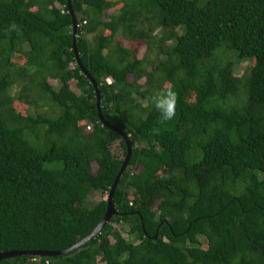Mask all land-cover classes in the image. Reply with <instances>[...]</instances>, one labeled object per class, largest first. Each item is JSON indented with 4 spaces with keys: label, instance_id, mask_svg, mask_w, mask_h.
Returning a JSON list of instances; mask_svg holds the SVG:
<instances>
[{
    "label": "trees",
    "instance_id": "16d2710c",
    "mask_svg": "<svg viewBox=\"0 0 264 264\" xmlns=\"http://www.w3.org/2000/svg\"><path fill=\"white\" fill-rule=\"evenodd\" d=\"M71 8L103 118L132 145L118 215L66 254L0 264H264V0ZM233 58L250 72L237 77ZM169 89L176 115L166 121L153 101ZM126 156L77 64L68 0H0V253L87 238L107 208L87 200L109 194Z\"/></svg>",
    "mask_w": 264,
    "mask_h": 264
},
{
    "label": "water",
    "instance_id": "95a60500",
    "mask_svg": "<svg viewBox=\"0 0 264 264\" xmlns=\"http://www.w3.org/2000/svg\"><path fill=\"white\" fill-rule=\"evenodd\" d=\"M71 3L72 0H68V9L69 12L72 16L73 19V52L75 54V58L77 61V64L79 66V68L81 69L82 73L89 79L90 83L92 84V86L95 89V93L97 95V111H98V116L100 119V122L104 125L107 126L108 128H110L111 130L115 131L117 134H119L125 141L126 147H127V156L123 162V165L114 181V184L112 186V188L110 189V192L108 194L107 197V208H106V213L105 216L103 217V219L101 220L100 224L98 225V227L84 240H81L80 242L76 243L75 245H73L72 247L59 251V252H24V251H12V252H8V253H0V261L3 259H7V258H15V257H51V256H58V255H63L66 254L76 248H78L79 246H81L82 244H84L85 242L91 240L92 238H95V236L97 234H99V232L101 231V229L103 228V226H105L106 224L109 223V221L115 216L118 215V212L116 210L115 204H114V192L116 190V187L124 173V171L127 168L130 156H131V152H132V145L131 142L129 140V138L123 134L121 131L109 126L102 115V108H101V96H100V92H99V87L96 84V82L91 78V76L88 74V72L83 68V66L81 65V62L79 60V56L77 53V21L75 18V15L72 13V8H71Z\"/></svg>",
    "mask_w": 264,
    "mask_h": 264
},
{
    "label": "rangeland",
    "instance_id": "374dc122",
    "mask_svg": "<svg viewBox=\"0 0 264 264\" xmlns=\"http://www.w3.org/2000/svg\"><path fill=\"white\" fill-rule=\"evenodd\" d=\"M109 1H112V2H114V4H115V9L117 10L118 9V7L120 6V2H121V0H109ZM115 9H113V10H111L110 12H109V14H113V11L115 10ZM159 34V33H158ZM117 40H120L121 41V38H118ZM124 42V41H123ZM124 45L125 46H127V47H134V45L132 44V43H130L129 44V42H124ZM145 47H138L137 48V51H138V56L139 57H142L144 54H145ZM232 62L234 63V71H235V75L237 76V77H241V76H243L244 74H248L249 72H250V66H252V63L251 62H249V61H241V62H238V63H236V60H234V58L232 59ZM13 92H15V90H13ZM17 108V110L18 111H20V112H26V110L27 109H25L24 107H22V106H17L16 107ZM119 143L120 142H116L112 147H111V151H112V153L115 155V156H117V157H122V150H121V148H120V146H119ZM92 168H93V173H95L96 172V169H97V167H96V165L95 164H93V166H92ZM107 197H108V195H107V193H105V194H101V193H94V194H92L89 198H88V200H87V206L88 207H92V205H95L97 202H99V201H101V200H107ZM87 206L85 205V204H80V203H78L77 205H76V208H78V209H82V208H87ZM117 228H118V230H120V232L122 233V235H123V237H125V238H128V230H129V227L128 226H123V227H121V226H119V225H117Z\"/></svg>",
    "mask_w": 264,
    "mask_h": 264
},
{
    "label": "clouds",
    "instance_id": "9594fccd",
    "mask_svg": "<svg viewBox=\"0 0 264 264\" xmlns=\"http://www.w3.org/2000/svg\"><path fill=\"white\" fill-rule=\"evenodd\" d=\"M165 97V101L163 103L156 102L154 98V104L158 111L162 113V118L166 121L172 120L176 115L175 112V103H176V94L172 90H167L162 93Z\"/></svg>",
    "mask_w": 264,
    "mask_h": 264
}]
</instances>
